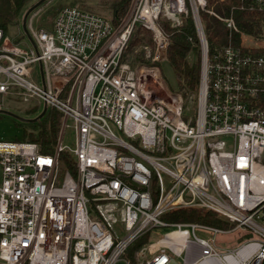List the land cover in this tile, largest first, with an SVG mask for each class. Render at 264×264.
Returning a JSON list of instances; mask_svg holds the SVG:
<instances>
[{
	"label": "built area",
	"instance_id": "built-area-1",
	"mask_svg": "<svg viewBox=\"0 0 264 264\" xmlns=\"http://www.w3.org/2000/svg\"><path fill=\"white\" fill-rule=\"evenodd\" d=\"M132 1L119 22L67 7L47 30L35 28L33 16L38 53L0 28V108L19 96L64 120L53 155L35 143L0 141V264H131L126 252L144 235L141 264H264V34L241 28L235 7L218 15L207 0ZM242 1L241 9L264 13V0ZM201 12L224 24L227 40L214 53ZM188 14L202 47L193 116L157 65L123 60L142 27L154 44L143 48L145 58L166 63L160 20L179 27ZM69 120L74 150L63 145ZM65 151L75 173L66 170L60 181ZM180 211L213 213L235 226L165 220ZM160 229L170 231L160 236ZM233 232L240 244L218 250L216 236Z\"/></svg>",
	"mask_w": 264,
	"mask_h": 264
},
{
	"label": "trees",
	"instance_id": "trees-1",
	"mask_svg": "<svg viewBox=\"0 0 264 264\" xmlns=\"http://www.w3.org/2000/svg\"><path fill=\"white\" fill-rule=\"evenodd\" d=\"M36 1L38 0H0V28L5 36H9L11 30L20 31L15 38L16 45H20V41L26 39L21 32L22 19L26 10ZM131 1L97 0L91 4L87 3L86 0H49L41 7H48L44 13V18L50 20V24L47 28L38 27V29L51 30L56 16L67 7H78L84 11L113 18L118 22L127 14ZM207 3V9L218 15H229L231 8L235 7L234 16L241 28L248 29L254 34H264V13L259 9H241L243 5H246V2L242 0H207ZM201 19L210 53H214L227 40V34L223 33L224 24L208 12H201ZM182 20L183 23L179 27L172 26L171 22L166 19L160 20V24L169 36L168 60L165 64L171 69L176 86L173 88L168 82L166 83L172 92L182 95L187 108V104L191 101L195 104L198 103L202 71V47L192 15H184ZM144 45H148L152 50L154 48L151 32L140 27L136 29L123 60L130 62L129 58L133 57L134 60L131 62L133 68L141 65H157L163 78L167 81L162 71L163 64H153L145 58ZM38 107H42V105L38 103ZM8 110L13 111L12 109ZM62 122L63 114L55 108H50L40 121L28 124L24 141L35 143L43 154L53 155L60 137ZM59 161L64 170L75 173V161L69 152L60 153ZM165 220L173 223H202L219 228L232 226L230 222L213 213L203 215L194 211L171 213L165 217ZM146 245L147 235H144L129 247L126 257L131 264H141L137 254Z\"/></svg>",
	"mask_w": 264,
	"mask_h": 264
},
{
	"label": "rangeland",
	"instance_id": "rangeland-1",
	"mask_svg": "<svg viewBox=\"0 0 264 264\" xmlns=\"http://www.w3.org/2000/svg\"><path fill=\"white\" fill-rule=\"evenodd\" d=\"M96 1L97 0H86L87 3H91V4L95 3ZM132 4H133V1H131L129 10L131 9ZM47 8L48 7H41L40 9L36 10L33 14H31V16L28 19V22L34 16L33 24H34L35 28H38V27L47 28V26H49V24H50V20H48V19L46 20V18H44V13L46 12ZM129 10H128V12H129ZM128 12L125 15V17L128 15ZM125 17H123L121 20H123ZM121 20H119V21H121ZM137 28H140V27H137ZM136 29H135V31H136ZM135 31H134V33H135ZM19 32L20 31H16V30L10 31L9 38H10L12 43L15 44V38L17 37ZM21 32L23 33L22 30H21ZM133 36H134V34H133ZM133 36L130 40V43L133 39ZM130 43H129V45H130ZM25 46L27 47V41L25 39H22L20 41V47H25ZM147 46L148 45H144V47H147ZM129 60H130V64H131V62H133L134 58L130 57ZM162 71L165 75V78L167 79V81H165V82H168L171 87L175 88V86H176L175 78H174L173 73H172L171 69L169 68V66L164 63L163 67H162ZM168 83H166L167 86H168ZM157 89H158L159 94L161 96L166 97V92L164 91V89L160 85H157ZM174 93H176V92H174ZM28 101L29 102L26 103L19 96L14 97L12 95H9V96L4 98L3 109H6V110L12 109L13 111H11V112L15 113L16 115H18L22 118H26V119L35 118L36 116H38L40 114V110L43 106L38 107V102L34 99H31V100L29 99ZM196 110H197V103L195 104V103H193V101H191L190 103L187 104L188 116H193L196 113ZM31 111H34V113H31ZM63 123H64V120L62 122L61 132L64 128ZM27 127H28V123H24V122H21V121L14 119L10 116L0 114V141H6V142H22V141H24L25 130L27 129ZM60 135H61V133H60ZM63 145L66 148H68L69 150H74L76 147V132L74 130L72 120L68 121L67 128H66L65 134H64ZM65 171L66 170H64L62 168V166H60V168H59L60 181H61L62 176L64 175ZM231 225H232L231 227L223 228V230L228 231V229H231L232 227L235 226L234 224H231ZM169 231L170 230H168V229H160V230L156 231V234L162 236V235H165ZM196 233L199 237L206 238L208 240L212 239L214 237L212 232L199 230ZM148 240H149V237L147 236V244H148ZM239 244H240V237L238 236L237 232L228 233V234H218L216 236V248L220 251H225V250L234 248V247L238 246ZM153 252H154V250L150 249L147 252V254H148L147 258L150 257L151 253H153ZM127 259H128V257H127ZM139 262H142V260ZM179 262H181L180 259H179ZM119 264H123V263H119Z\"/></svg>",
	"mask_w": 264,
	"mask_h": 264
},
{
	"label": "water",
	"instance_id": "water-1",
	"mask_svg": "<svg viewBox=\"0 0 264 264\" xmlns=\"http://www.w3.org/2000/svg\"><path fill=\"white\" fill-rule=\"evenodd\" d=\"M49 0H38L35 3H33L24 13L23 19H22V31L23 34L25 35V37L27 38V40L30 42V44L33 46V48L35 49L36 53H38V48L37 45L34 41V39L32 38L30 31L28 29V19L31 16V14H33L36 10H38L44 3L48 2ZM40 68H41V72H42V76H43V68L42 65L40 64ZM48 111V106L44 105L42 112L36 116L35 118L32 119H26V118H22L18 115H16L15 113L0 108V114L2 115H6V116H10L18 121L24 122V123H28V124H32V123H36L38 121H40L47 113Z\"/></svg>",
	"mask_w": 264,
	"mask_h": 264
}]
</instances>
